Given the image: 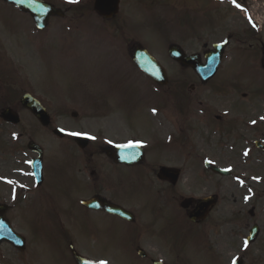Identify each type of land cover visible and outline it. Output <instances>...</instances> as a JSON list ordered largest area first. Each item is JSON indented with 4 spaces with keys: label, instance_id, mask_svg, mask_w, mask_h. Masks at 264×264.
<instances>
[{
    "label": "rangeland",
    "instance_id": "obj_1",
    "mask_svg": "<svg viewBox=\"0 0 264 264\" xmlns=\"http://www.w3.org/2000/svg\"><path fill=\"white\" fill-rule=\"evenodd\" d=\"M53 1L58 8L64 7L62 3L70 2V0ZM121 1L123 13L121 17L127 18L126 26L124 25L127 28V44L134 46V42L137 41L138 44L149 48L163 66L168 68V76L171 78V85L168 89L172 98L171 106L169 105L171 111H169L173 116L168 118V125L156 128L149 120L145 119V114L142 111L146 107H150V103L158 102L157 106L163 107L160 101L162 98L153 94L151 90H146L145 87H148V84L144 81L139 87L141 92L138 91L136 95L134 90L137 88L135 85L137 80L134 78L138 76L136 70L128 65H126L127 68L112 66L114 59L109 56L110 54L107 55L103 52L102 45L116 43L112 40L108 41L106 27L100 24L92 14L88 15L86 7H82L83 4H87L88 0H83L81 3L80 9L84 10L85 15L74 13L75 8L70 7L65 19H61L64 22H60L58 26L53 25L50 30L46 31H49L48 33L31 31L28 28H31L30 21L24 15L20 16L16 11L12 12L10 7L0 3V56L9 58V61L4 60V63L23 68V71L17 75L15 70L8 65H3L0 70L3 74L5 72L10 74L15 83L29 82L30 85L24 86V89L28 90L30 86V89L34 90L32 91L34 96L40 98L52 113L55 125L72 135L73 133L82 135L90 133L88 136L94 138L95 142L97 140L99 142H119L125 138L126 141L135 140L130 134H136L142 139L149 140L151 137L157 136L158 131L159 137L164 134L169 136L173 131L175 136L180 129L183 130V133L186 131L187 137L181 147L184 148L186 158L173 154V150L177 153V148H179L175 146L171 157H169V163L184 171L181 178V189L186 193V196L218 195L219 204L206 225L201 226L202 234L188 230L184 222L181 221V215L176 208L170 213L167 212L169 209L167 208L166 211L160 213L159 217L164 218V222L167 217H172L175 221L169 223L165 228L155 230L147 224L146 229L150 228L148 240L154 242L159 250L166 251L169 257L175 256L170 264H231L239 258H243L245 264H264V180L262 186H259L258 182L250 184L254 189V193H250V202L245 201L246 188H241V184L233 180L238 176L243 178L247 184L250 166L246 163L248 159L245 160L247 158L245 150L246 147H249L247 146L248 141L239 145L232 144L228 140L234 139V134L228 136V140H226L222 134L212 129L214 126L204 124L198 114V110L204 109L214 102L219 105L217 108L221 112L235 108L233 105L238 101L239 104L243 102V94H247V97L250 95V85L238 83L237 85L221 86L216 84L217 80L215 84L213 82L210 86L205 87L195 83L194 80L180 82L178 78L181 76V72L177 67L172 66L166 53V47L170 44L188 45L190 51L195 50L196 43L199 41L187 39L190 42H186L184 38L188 34H196L207 43L225 39L227 32H233L238 24L234 11L225 7L226 10L222 12L224 19L217 21L221 25H215L212 22H205L203 15L199 12L200 6L203 5L206 8L210 6L209 0H184L190 3L188 4L189 12H186L183 4L178 3L183 0H172L174 4L171 6L162 5L164 7L156 8L153 7V3H156L155 0ZM143 1H150V4L146 5L151 10L143 9L141 11L140 4L143 6ZM213 17H218V15L211 18L213 19ZM179 19H182L183 22ZM78 31L77 40L73 36L74 32ZM107 41L108 44H106ZM248 69L247 66L244 67L241 64L229 65V72L232 73V77L236 78H240L242 71L245 73L244 77L250 76ZM0 76H2L1 73ZM220 87L224 91H219ZM24 89L18 94H23ZM18 99L19 97L14 102H18ZM163 99H169V97L165 96ZM228 99L232 100L228 101ZM5 103L8 104V101L0 99L1 107L7 106ZM152 108L148 109V114ZM18 111L21 117L20 125L28 131L24 144L30 140L40 146L43 145L46 151V162L48 166L52 167L51 188L56 190L58 185H61L62 194L66 198L62 199L60 204L65 209L71 210L68 207L70 200L79 194L85 195L93 186L84 181H77L72 177L69 167L60 165L59 160L63 163L72 162L73 149L70 140L64 139L65 143L57 141L50 134L44 132L27 112L23 109ZM187 113L188 117L185 119ZM73 114H76V117H73ZM167 114L169 115V113ZM121 130L125 137L117 135L110 137L121 133ZM4 131L5 127L0 126V172L9 173L10 153L4 148L8 144L10 151H13V145H10L12 141L10 142L8 134L3 135ZM151 155L153 158H158L161 156V152L156 147ZM187 156L191 157L192 164L187 160ZM15 157L19 162L23 161L22 156L16 154ZM203 158H211L214 164L221 168H233L231 170L233 175L219 177L207 173L204 174L202 180H199L201 175L198 177L196 174L203 170ZM194 159L197 160L196 166L193 165ZM163 162L165 164L166 160ZM59 165L61 170L57 168ZM139 179L133 178L129 174L124 176V184L134 181L132 187L123 190H128L129 196V202L126 203V200L124 203L133 206L132 208H137L138 218L151 219L153 215L157 214L153 193L142 189L138 184L141 183ZM72 182L75 183L76 188ZM137 204L141 208L140 212ZM253 207L255 216L251 218L248 211ZM47 208L50 207L47 206ZM20 215L27 216L25 208L20 212ZM50 216L51 213L45 212L39 220L49 222ZM95 219L98 221L95 224L97 228L96 242L92 241L90 235L82 233V230L88 226L80 221L77 222V228L70 229L79 251H90L95 256L109 259L110 264H136L135 261H130V256L125 254L118 244L123 231L126 230L129 233L132 227L110 218L116 224H113L112 229L107 230L105 218L97 217ZM254 224L259 226L260 236L254 244L245 247V238ZM141 227L139 232L130 235V238L136 241H145L147 235ZM37 231L40 239L33 250L32 264H70L67 259L65 240L58 230L50 223H43ZM107 232H110L115 239L109 241ZM172 234L179 236L175 241V248L168 247ZM173 249L175 250L172 251ZM137 264L145 263L138 261Z\"/></svg>",
    "mask_w": 264,
    "mask_h": 264
},
{
    "label": "flooded vegetation",
    "instance_id": "obj_2",
    "mask_svg": "<svg viewBox=\"0 0 264 264\" xmlns=\"http://www.w3.org/2000/svg\"><path fill=\"white\" fill-rule=\"evenodd\" d=\"M209 1L210 6L207 8L199 5V12L203 15L205 22L221 25L217 21L224 19L222 12L226 10L225 7H229L228 9L231 8L234 11L233 13H235L236 20L238 21L234 31L227 32L228 34L225 39L219 42L211 41L208 43L204 42L202 37H198L196 34H188L184 38L186 42L189 43L190 41L188 40L192 39L199 41L196 43L197 48L195 50L191 49L192 51H190V46L188 45L170 44L166 47V53L168 54V50L172 46H177L186 56L196 57L199 66H205L207 64V56H218V53L222 52L218 74L210 82L221 78V80L225 81H229L228 79H230L229 83L238 81L250 85V95L246 98V102H241V105L238 101L237 104L233 105L235 108L225 110L227 113L226 116L221 115V110L217 108L219 105L215 102L211 103L210 107L206 106L199 111V117L202 118L203 123L207 126H214L217 131L219 129V132L223 130L226 137L234 134L233 144L246 143L248 141L250 146L247 165L250 166V173L247 177L246 189L248 202H250V188L254 191L250 184L252 182L254 184L258 182L259 186H262L261 184L264 183V119H262L264 117V0ZM155 2L159 5L151 2L154 8L174 4L172 0H155ZM143 3L150 4V1H143ZM178 3L183 4L186 12H189L188 4L190 3L188 1L183 0ZM141 6L140 4V8ZM78 10L75 8L74 13L84 14ZM91 14L99 20L100 24L106 27L108 41L112 40L116 43L113 45L108 44L107 46L102 45L103 52L107 55L110 54L109 56L114 59L112 66L117 65L127 68L126 65H128L134 68L132 59L135 51L143 46L142 44H138L137 41L134 42V46L127 44L128 36L126 33L127 28L125 27L127 18L121 17L123 13H118L112 18L99 17L95 13ZM216 14L218 17H213L212 19L211 17ZM66 15L67 12L64 18ZM179 20L183 22L182 19ZM78 36L79 31L74 32V38L78 40ZM215 44L222 45L221 51L213 52ZM169 62L173 67H177L180 70L181 76L178 78L180 82L182 80L199 81L189 67L180 65L170 58ZM233 64L247 66L250 69V76L244 77L243 74L240 78L232 77V73L229 72V65ZM221 71L224 72L222 76H219ZM9 79L10 77L8 76H0V99L8 101V104L5 103L7 106L4 108L0 106V111L11 108L18 112L20 106L16 105L14 101L25 93L32 95V91L34 90L30 89L29 86L28 90L26 91L24 89V93L21 95L18 92L22 91V89L8 91L2 85ZM34 97L41 101L37 96ZM159 111L158 109L153 110V114L155 115L153 118L151 116V122L156 128H159L163 122H167L166 113ZM187 117L188 113L185 115V119ZM145 119L148 120L147 118ZM1 126L5 127L3 135L8 134L10 142L12 141L10 145H13V151H10L8 144L4 148L10 153L9 173L0 172V264H29V262L32 264L31 260L34 256L33 250L40 239L37 229L43 223H50L63 236L67 259L70 264H77L73 256L74 252H77L78 255L90 262L110 264L109 259L95 256L90 251H79L75 238L70 233V229L77 228V222L80 221L85 226H88V228L82 230V233H86L87 236L90 235L92 241L96 242L97 237L95 233L97 228L95 224L98 221L95 218L97 217H103L107 220V230L112 229L113 224H116L110 218L132 227L129 233L126 230L123 231L118 242L120 249H123L125 254L130 256L131 262L135 261L136 264L138 261L145 264H170L172 258H175V256L169 257L166 251L159 250L154 242L148 240V230L150 228L153 230L162 229L167 227L172 221H175L172 217H167L164 222V218L159 217L161 216L160 213L166 211L167 208H169L167 210L168 213L174 211L176 208L181 215V221L186 225L187 221H189L188 216L196 210L200 197H187L185 195L186 193L181 189V182L173 184L171 177L160 173L162 168H174L169 163V157H171L170 148H172L175 140L171 134L169 136L164 134L159 137L160 133L158 131L157 136L151 137L148 140L150 143L147 142L148 144L142 147L144 159L139 163H131L134 161V157H129V160L122 161V163H119L120 160L116 159L115 156L112 157L113 154H116L117 148L134 145L137 144L135 140H142L136 134H132V138H135V140L126 141L125 138L119 142H99V140L95 142L92 137V139L77 142L76 138H72L73 142L70 141L73 149V155L71 156L72 162L63 163L59 160L60 165L69 167L72 177L77 181H84L86 184L92 185L93 188L85 195L79 194L73 197L68 206L71 210H67L60 204L62 199L66 198L62 194L61 185H58L59 187L56 190L51 188L52 167L48 166L44 159V153L42 160L43 180L40 187L31 189V179H27L24 171H20L28 169L31 174L30 162L27 163L24 159L22 162H19L15 157L16 154L23 158L26 154H30L26 143L24 144V140L28 134L26 128L21 125L12 126L5 124ZM53 127V124H51L49 128ZM184 128L187 129L185 125ZM116 135L125 137L123 130H121V133L114 134V136L110 137H115ZM156 147L160 150L161 156L153 158L151 154L156 150ZM164 160H166L165 164L163 162ZM4 165L6 167V164ZM60 165L57 168L61 170ZM107 166L109 167L108 169L106 168ZM127 174L136 179L140 178L141 183L137 182L140 187L147 192L150 191L153 193V202L156 206L157 214L153 215L151 219L138 218L137 208H132L133 206L126 204L129 202L128 190H123L127 187H132V183L134 182H126L124 184L123 179ZM72 185L76 188L75 183L72 182ZM35 199L37 200L36 202ZM47 206L50 208H47ZM137 207L140 212L141 208H139V205ZM185 207L188 209H184ZM24 208L27 212L26 217L20 215V212ZM121 210L130 214L122 215L120 213ZM45 212L51 213V220L49 222L39 220ZM162 216L165 217L164 214ZM208 219L206 220L208 221ZM205 222L200 224V226L205 224ZM147 224L150 225L148 229H146ZM141 226L145 230V235H147L146 240L136 241L130 238V235L139 232ZM107 235L109 241H111L110 239H115L110 232H107ZM178 238L179 236L172 234L168 247L175 248V241Z\"/></svg>",
    "mask_w": 264,
    "mask_h": 264
},
{
    "label": "water",
    "instance_id": "obj_3",
    "mask_svg": "<svg viewBox=\"0 0 264 264\" xmlns=\"http://www.w3.org/2000/svg\"><path fill=\"white\" fill-rule=\"evenodd\" d=\"M3 1H5L8 4H12L16 6L18 9H21L24 12L30 13L33 16L39 29H44L45 24L50 16L60 14V11L54 9L51 5L39 0H3ZM107 4L108 2H106V0H96L95 9L101 14H105L109 9L108 7H112L111 11L113 12L114 9L113 6H116V2H113L109 5ZM171 57H173V59H175L177 62L183 65L192 66L193 69L197 72V74L199 75L200 78H202L203 81H207L209 78H211L214 75L219 62V60L216 58H210L208 60L209 65H207L206 67H198L193 63L194 58L184 57L180 50L176 51V53H172L171 51ZM136 58H137L136 63L140 66V69L144 71L145 74L150 76L156 82L165 83L164 77L162 76L163 79H161V74H160L163 71L161 70L160 72L159 65L149 55H147L146 52L139 53V55ZM22 104L24 105V107L28 108L35 115V117L40 121L42 125L47 126L49 124V117L46 114L45 110L41 107V105L37 101L32 99L29 95L23 97ZM3 116L5 118L6 116H9L7 118L14 119L15 121H17L13 115H10L9 112L3 114ZM54 133L57 134V132ZM30 147L34 148V145H30ZM212 170L220 174L222 173V175L224 173V172H219L214 168H212ZM207 202H209L208 206L212 205L213 207L215 205V199L214 202L209 199ZM258 235H259L258 227L255 226L253 230L250 232V237L247 239V245L254 243ZM77 261L81 262L79 258H77ZM236 264H242V263L237 262Z\"/></svg>",
    "mask_w": 264,
    "mask_h": 264
},
{
    "label": "snow or ice",
    "instance_id": "obj_4",
    "mask_svg": "<svg viewBox=\"0 0 264 264\" xmlns=\"http://www.w3.org/2000/svg\"><path fill=\"white\" fill-rule=\"evenodd\" d=\"M70 2H77V0H70ZM264 119V117H262ZM73 135H77L76 133H73Z\"/></svg>",
    "mask_w": 264,
    "mask_h": 264
}]
</instances>
